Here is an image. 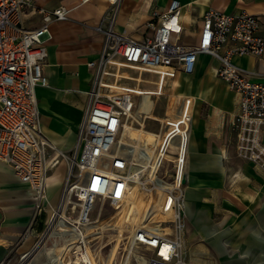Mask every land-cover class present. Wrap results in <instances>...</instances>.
Masks as SVG:
<instances>
[{
  "label": "built area",
  "instance_id": "2783aa9c",
  "mask_svg": "<svg viewBox=\"0 0 264 264\" xmlns=\"http://www.w3.org/2000/svg\"><path fill=\"white\" fill-rule=\"evenodd\" d=\"M107 1L111 13L96 25L103 34L100 50L86 63L91 83L83 118L74 145L64 150L41 131L34 89L47 84L43 66L47 42L52 38L51 24L68 19L70 8L64 4L46 7L37 0H0V161L28 185L37 207L45 200L49 171L60 162L66 165L58 205L75 207V214L62 219L54 212L49 218L45 230L52 244H43L48 253L56 242L91 229L94 219L90 212L96 199L107 200L112 206L121 203L134 184L135 167L155 158L159 167L171 150L174 156L169 181L156 173L140 175L146 188L157 182L172 187L167 220L139 222L131 230L129 242L151 250L147 264H189L181 248L184 199L180 190L187 174L190 128L184 142H163L150 159L140 148L121 144L118 135L134 109V94L127 87L112 86V82L132 78L116 74L121 67H128L153 72L166 83L178 71L192 73L198 53L216 57L217 76L237 95L238 109L230 121L236 154L264 176V83L251 79L232 61L236 54L260 55L264 51L260 18L247 11L226 13L209 7L202 14L196 41L185 42L180 40L181 5L171 0L165 10L144 24L142 36L135 38L115 29L114 15L120 0ZM181 104L186 109L190 98L184 97ZM187 120L190 123L191 115ZM96 214L101 215V208ZM65 232L70 235H61ZM77 244L82 247L73 244L63 256L58 255L61 261L56 264H91L83 240ZM38 252L42 253L37 249L35 254Z\"/></svg>",
  "mask_w": 264,
  "mask_h": 264
},
{
  "label": "crops",
  "instance_id": "0c3cea01",
  "mask_svg": "<svg viewBox=\"0 0 264 264\" xmlns=\"http://www.w3.org/2000/svg\"><path fill=\"white\" fill-rule=\"evenodd\" d=\"M50 1L37 0V3L48 7ZM170 1L120 0L116 14L118 30H125L133 37L140 38L144 24L155 17L156 13L165 10ZM177 1L181 5V41H196L202 14L209 7L226 13L247 11L258 14L260 33L264 36V0ZM81 4L85 5L77 10V15L80 18H90L95 23L102 12L100 1L78 2L76 7ZM107 8L106 6L105 10ZM138 15L145 16V19L137 21ZM34 17L37 19V15ZM68 29L69 26L60 22L51 24L53 38L47 42V58L43 66L47 84L38 85L34 89L41 131L55 146L64 150L72 148L76 141L91 83V70L86 63L98 55L102 42L99 34L94 35L93 46L74 42L68 37ZM232 61L251 79L264 83V51L260 55L236 54ZM218 63L216 57L198 53L192 73L178 71L173 78L166 80L165 84L174 96L190 98V106L189 109H180V104L173 113L174 118L164 121L172 126L163 135L161 132L154 133L158 138L153 157L163 142H184L190 128L185 169L187 174L180 190L184 199V217L188 222L198 217L201 220L200 225L209 226L212 224L210 212L217 211L222 217L217 225L221 229L215 236L223 255L218 256L219 261L230 264L229 261H224L226 258L233 260L231 264H251L253 260V264H264V176L236 154L235 136L230 128V121L238 109L237 95L217 76ZM151 108L152 106L150 110ZM189 114L190 123L187 120L190 118ZM261 139L264 141V125ZM157 164L158 159L155 158L148 171L151 176H155ZM65 172L66 166L63 162L49 171L45 189L49 202L44 200L39 205L40 208L37 207L28 185L19 181L9 166L0 161V264L13 258L22 259L20 264H31L27 258L30 257L31 260L36 255L32 250L38 230L36 223L38 220L45 221V218L38 217L41 211L46 217H50L52 208L59 199ZM140 175V172L135 171L133 179ZM57 179H60V183L56 182ZM167 194L172 197L171 193L161 190H153L151 197L147 196L143 188L137 187L134 181L128 187V193L122 200L125 202L121 205L128 206L127 208L138 206L141 210L139 206H155L156 220H167V210L171 204ZM98 220L99 216L91 222V229L86 231L87 246L93 264L98 262L90 247L89 237L96 234L95 223ZM184 226L183 219L181 246ZM125 230L130 228L122 229ZM119 238L121 233L117 235L118 240L105 264H111L109 260L117 250ZM75 239L76 235H73L60 243L56 242L53 248L47 249L49 256L42 245L39 251H42L45 259L39 264H56L57 260L61 261L58 255L63 256Z\"/></svg>",
  "mask_w": 264,
  "mask_h": 264
},
{
  "label": "rangeland",
  "instance_id": "374dc122",
  "mask_svg": "<svg viewBox=\"0 0 264 264\" xmlns=\"http://www.w3.org/2000/svg\"><path fill=\"white\" fill-rule=\"evenodd\" d=\"M78 1L79 0H51L47 6L50 7L62 3L69 7L70 11L68 19L59 21L60 23L69 26L68 37L72 39V41L74 40V42H84L88 46H93L95 34H99L101 36L100 38H103L102 32L97 29L96 25L102 20L103 16H107L108 13H111V11H106L105 13L103 12L106 6L108 7L110 5L107 0H99L102 4V12L97 21L94 23L90 20V18H80L77 15V10L85 5L81 4L76 7ZM144 19L145 16L143 15H138L136 18L137 21H142ZM52 38L50 40H52ZM120 70L123 76L132 77L130 79L120 78L118 80V84L120 86L127 87L132 91L134 94L133 99L135 103L131 116L127 118L124 126L120 130L118 135L119 142L121 144L122 142L135 144L141 149L144 148L147 154L152 157L154 154L156 140L158 138L154 133L161 132V135H163L167 131L169 125L164 121L172 120L174 118L173 113L181 104L182 99L174 96V93L171 92L167 84H165V80H161L159 78L157 79L156 74L153 72L140 71L138 69L128 67H121ZM135 90L145 91L146 97L143 98L141 95H135ZM141 100L145 102L143 111H140V108L138 107V105L141 104ZM151 106L152 108L150 110ZM181 108L184 109V106L181 105L180 109ZM187 109H189V106ZM155 116L156 118H154ZM173 156V152L168 150L165 159H163L156 172V175L165 181H169L171 178L170 176L172 174L173 167L171 159ZM135 169L144 174L149 171L148 167L144 163L136 166ZM144 174L143 177L145 176ZM135 183L137 187H141L136 180ZM143 191L146 192L147 196L151 197V192L144 189ZM166 196L167 199H171L168 194ZM145 201L147 202L148 199ZM122 202L116 204L115 207L110 205L107 200L96 199L94 201L90 215L92 216V219L96 220V213L100 208L101 215L99 216V220L95 223L97 224L95 232L96 234L89 237L90 247L95 254L98 264H105V261L107 262L108 260L109 253L111 252L113 245L118 240L117 235L121 233L117 250L113 258L109 260L110 263L147 264V260L151 256V250L144 245L130 243L129 236L131 234V230L139 222H157V217L155 215L156 207L139 206L142 208V210L139 209L138 206H130V208H127L128 206L119 207L122 206ZM130 203L131 202H129V204ZM55 207L57 208V206ZM64 210L66 215L75 214V207L72 208L71 206H65ZM168 212L169 211L167 210V213ZM210 214L212 218V224L209 226L200 225L201 220L198 217L192 219L191 222H188V220L183 215L185 226L184 231L182 232L181 248L184 257L190 264H218L220 262L218 256H223L215 240L216 232L221 229L220 226L217 225L222 217L217 211L210 212ZM38 218H45V221L38 220L36 223L38 230L36 231L37 234L32 248L34 252H36L37 249H39L43 244L47 246L52 244L50 241L51 239H47V233L45 237H42L47 227L49 220L48 216L46 217L43 214V211H41ZM162 225H164V223ZM124 227L130 228V230L122 231ZM61 235L67 236L70 235V232H65V234ZM212 235L214 236L212 237ZM40 240L42 241L41 243ZM222 244L226 247L225 243ZM44 259L45 256L43 253H37L31 260L30 257L27 258L31 264H39ZM21 260L22 259L13 258L9 259L4 264H20ZM224 261H229L230 264L233 263L232 259L227 260L224 258ZM219 264L222 263L220 262Z\"/></svg>",
  "mask_w": 264,
  "mask_h": 264
},
{
  "label": "bare ground",
  "instance_id": "6f19581e",
  "mask_svg": "<svg viewBox=\"0 0 264 264\" xmlns=\"http://www.w3.org/2000/svg\"><path fill=\"white\" fill-rule=\"evenodd\" d=\"M108 8H109V6H108ZM108 8L105 10V12L108 10ZM104 12V13H105ZM117 10H116V12H115V15H114V17H115V22H116V14H117ZM115 29H117L118 30V28H117V25L115 26ZM118 76H122L123 77V75L121 74V70L120 69H118L117 70V73H116ZM112 86H114V87H116V88H118V87H120V85L118 84V81H115V82H112ZM134 93H135V95L137 94L138 96L139 95H141V96H143V98H145L146 96H145V91H142V90H135L134 91ZM142 98V97H141ZM141 104H139L138 105V107L140 108V111H143L144 109V104H145V102L144 101H142L141 100V102H140ZM122 144H124V145H127V146H135V147H137V148H139L138 146H136L135 144H130V143H126V142H122ZM156 145V144H155ZM141 149V148H140ZM142 151H144L145 152V155H146V158H148V159H150L151 157L147 154V152H146V150L143 148V149H141ZM153 157V156H152ZM145 164V163H144ZM151 164H152V161H150V162H146V166L148 167V169H149V167L151 166ZM147 174L149 173V172H146ZM141 174H144V173H141ZM137 181L139 184H140V186L144 189V190H146V191H149V192H152L153 190H161V191H166V192H169L170 193V191H171V187L170 186H168V185H166V184H164V183H162V184H160V183H154V184H152V186L151 187H148V188H146L144 185H142V183L140 182V177L139 178H136V179H134V181ZM56 182H58V183H60V179H57L56 180ZM62 184H63V182H62ZM46 189V188H45ZM171 195V194H170ZM172 196V195H171ZM47 200H48V202H49V198H48V194H46L45 195V202H47ZM59 200V199H58ZM72 202V201H71ZM74 203H76V201H73ZM50 205L51 206H54L53 204H51L50 203ZM55 206H59V208L57 209ZM53 208H52V212H51V215H50V217L52 216V214L55 212V214H54V216L57 214L58 215V217L59 218H64V217H66V214H65V210H64V206L63 207H60L61 205L59 204L58 205V201H57V203H56V205H55ZM49 217V218H50ZM133 230V229H132ZM47 232H46V230L44 231V233H43V236L46 234ZM42 236V237H43ZM82 241L83 240V242H84V245H85V251H86V254L89 256V258H90V262H91V264H93V262H92V258H91V255H90V253H89V250H88V246H87V237H86V231H81L79 234H76V239H75V242H74V244H75V246L77 247V248H81L82 247V245L80 246V244H77V242L78 241ZM257 253H258V251H257ZM261 253V252H260ZM257 256V255H256ZM252 257V256H251ZM254 257V256H253ZM252 257V258H253ZM254 259H256V258H254ZM25 260V259H24ZM23 260V261H24ZM22 261V262H23ZM255 260H253L252 262H251V264H253V263H255L254 262Z\"/></svg>",
  "mask_w": 264,
  "mask_h": 264
}]
</instances>
